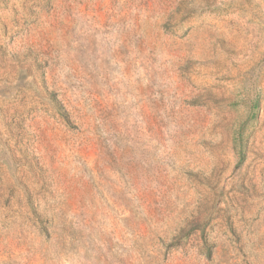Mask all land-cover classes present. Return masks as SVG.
Segmentation results:
<instances>
[{"label":"rangeland","instance_id":"obj_1","mask_svg":"<svg viewBox=\"0 0 264 264\" xmlns=\"http://www.w3.org/2000/svg\"><path fill=\"white\" fill-rule=\"evenodd\" d=\"M0 264H264V0H0Z\"/></svg>","mask_w":264,"mask_h":264}]
</instances>
